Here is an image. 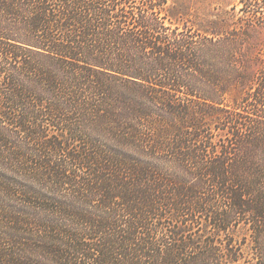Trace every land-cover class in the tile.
<instances>
[{
  "label": "trees",
  "instance_id": "16d2710c",
  "mask_svg": "<svg viewBox=\"0 0 264 264\" xmlns=\"http://www.w3.org/2000/svg\"><path fill=\"white\" fill-rule=\"evenodd\" d=\"M207 34L170 0H0V264H264V0Z\"/></svg>",
  "mask_w": 264,
  "mask_h": 264
},
{
  "label": "rangeland",
  "instance_id": "374dc122",
  "mask_svg": "<svg viewBox=\"0 0 264 264\" xmlns=\"http://www.w3.org/2000/svg\"><path fill=\"white\" fill-rule=\"evenodd\" d=\"M173 5V13L177 22L187 23L194 29L207 34L214 20L225 17L226 14L237 5L238 0H170ZM251 41L260 46L264 42V28H258L251 32Z\"/></svg>",
  "mask_w": 264,
  "mask_h": 264
}]
</instances>
